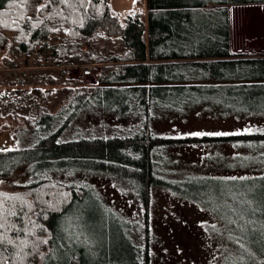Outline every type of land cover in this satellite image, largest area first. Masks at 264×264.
Returning <instances> with one entry per match:
<instances>
[{"label": "trees", "instance_id": "16d2710c", "mask_svg": "<svg viewBox=\"0 0 264 264\" xmlns=\"http://www.w3.org/2000/svg\"><path fill=\"white\" fill-rule=\"evenodd\" d=\"M135 5L136 12L121 16L110 0H0V51L9 46L11 63L22 58L26 69L35 56L38 66H47L40 77L45 86L61 87L52 103L32 90L35 114L25 125L37 143L20 153L34 169L44 170L29 185L0 191V264H85L59 227L86 194L53 173L68 166L128 184L141 214L139 258L133 264H152L153 193L184 197L182 182L167 176L168 149L264 140V133L170 137L154 128L185 100V91L264 80V55L236 54L230 44L231 8L264 6V0H135ZM93 65L99 66L93 86L67 80V68ZM11 154L0 151V162ZM0 172L7 174L5 164ZM230 197L235 201L229 208L214 199L213 212L249 216L256 205L264 208L263 198L250 206L238 191ZM252 233L247 264H264V227ZM55 250L62 252L60 261L51 259Z\"/></svg>", "mask_w": 264, "mask_h": 264}, {"label": "rangeland", "instance_id": "374dc122", "mask_svg": "<svg viewBox=\"0 0 264 264\" xmlns=\"http://www.w3.org/2000/svg\"><path fill=\"white\" fill-rule=\"evenodd\" d=\"M110 4L121 16L135 10L134 0H111ZM230 44L236 54L264 55V6L231 8ZM32 59L26 69L21 66L22 58L11 63L14 59L9 46L0 51V151L14 152L0 162V167L5 164L7 170L4 176L0 172V191L13 192L18 186L29 185L44 170L34 169L26 163L27 156L20 153L37 143L25 119L35 114L32 90L52 103L61 87L45 86L40 77L48 71L47 66H38L35 56ZM87 67L91 74L86 78L79 75L84 67L67 68V80L80 81L82 87L93 86L99 66ZM48 75L54 77L55 73ZM81 83L70 88L76 89ZM186 95L183 102L154 123L157 132L170 137L191 133H264V80L200 85L193 92L185 91L183 96ZM166 156L165 172L182 182L184 197L160 189L153 193L152 264H247L245 256L251 251L252 231L259 233L264 227L263 205L252 208L249 216L233 215L228 210L213 212L212 206L218 203L216 199L231 207L235 201L230 197L232 191L244 194L249 205L256 198H263L259 203L263 202L264 140L180 146L168 149ZM69 167L54 168L53 173L64 175L69 180L65 182L82 186L86 194L60 221L63 236L73 240L85 264L137 262L141 214L128 184L104 172L74 171ZM192 198L201 199L200 203ZM60 253L55 250L51 259L60 261Z\"/></svg>", "mask_w": 264, "mask_h": 264}, {"label": "snow or ice", "instance_id": "6c2138e0", "mask_svg": "<svg viewBox=\"0 0 264 264\" xmlns=\"http://www.w3.org/2000/svg\"><path fill=\"white\" fill-rule=\"evenodd\" d=\"M241 133H191L193 136H204V135H215V136H226V135H239ZM2 242V241H0Z\"/></svg>", "mask_w": 264, "mask_h": 264}, {"label": "built area", "instance_id": "2783aa9c", "mask_svg": "<svg viewBox=\"0 0 264 264\" xmlns=\"http://www.w3.org/2000/svg\"><path fill=\"white\" fill-rule=\"evenodd\" d=\"M90 74H91L90 68L84 67L82 70H80V74L79 75L82 78H86V77L90 76Z\"/></svg>", "mask_w": 264, "mask_h": 264}, {"label": "crops", "instance_id": "0c3cea01", "mask_svg": "<svg viewBox=\"0 0 264 264\" xmlns=\"http://www.w3.org/2000/svg\"><path fill=\"white\" fill-rule=\"evenodd\" d=\"M111 1V0H110ZM134 3H135V0H134ZM111 5V4H110ZM136 10H137V6L135 5V10L132 12V13H134V12H136Z\"/></svg>", "mask_w": 264, "mask_h": 264}]
</instances>
